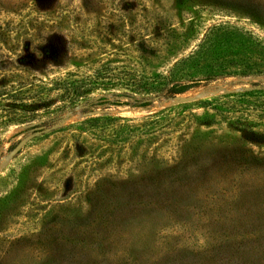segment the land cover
<instances>
[{
  "label": "rangeland",
  "instance_id": "rangeland-1",
  "mask_svg": "<svg viewBox=\"0 0 264 264\" xmlns=\"http://www.w3.org/2000/svg\"><path fill=\"white\" fill-rule=\"evenodd\" d=\"M218 25L264 41V0H0V68H9L4 79L30 85L27 103L36 110L35 122L58 115L54 128L103 113L139 119L183 101L264 91V74L218 76L174 99L140 107L109 105L112 91L93 89L88 97L96 105L80 104L71 112L59 110L61 92L49 89L54 80L71 73L92 77L107 61L125 79L136 69L149 77L161 73L192 53ZM101 94L109 101L100 102ZM248 98L252 105L239 108V132L226 122L215 124L211 128L221 138L198 139L202 152L179 169L181 177L153 188H146L142 164L112 154L94 131L72 125L41 133L31 129L35 122L7 123L11 115L3 117L0 111V264H126L122 254L129 249L164 251L161 264H218L204 259V249L216 248L217 241L232 246L225 236H234L235 243L244 231L264 224V92ZM84 108L89 111L82 112ZM206 130L196 126L193 132ZM75 142L85 147L87 157L76 156ZM234 149L239 167L224 163L221 175L210 174L208 167L217 158L213 154L220 151L225 157ZM99 177H104L107 199L125 206L124 214L115 212L122 220L130 217L136 201L161 198L170 220L158 224L167 231H155L144 241L135 238L133 244L128 236L116 243L109 239L97 254H88L83 229L100 205L89 201L86 210L84 193L91 187L86 184ZM152 214L164 216L158 210ZM48 241L56 258L48 256ZM174 249L177 260L165 261ZM248 256L257 260L252 251Z\"/></svg>",
  "mask_w": 264,
  "mask_h": 264
},
{
  "label": "trees",
  "instance_id": "trees-1",
  "mask_svg": "<svg viewBox=\"0 0 264 264\" xmlns=\"http://www.w3.org/2000/svg\"><path fill=\"white\" fill-rule=\"evenodd\" d=\"M116 70L115 67H112L111 61H107L94 71L92 77H80L76 73H71L64 78L54 80L49 89L61 92L64 104L59 110L73 112L80 104H89L91 107L96 105L93 99L88 97L93 89L112 91L110 102L107 103L109 105L146 107L152 105L156 100L173 99L177 95H182L198 87L202 82L214 81L218 76L264 74V41L250 34L238 33L236 30L228 32L225 27L218 25L208 32L203 43L198 45L192 53L180 58L161 73L153 72L149 77L136 69L132 70L133 74H129L132 77L125 79ZM7 71H9L8 66L0 68L1 116L9 117L11 115L6 120L7 123L31 124L37 119L34 117L36 110H33L27 103V99H30L27 94L30 85L26 86L21 81L4 79ZM263 92L258 89L250 92L236 91L210 98L183 101L139 119L103 113L88 116L80 122L58 128H54L52 125L58 115H53L41 119L40 122H35L31 129L43 133L48 128L50 134L62 131L72 125L82 132L92 130L101 142L109 145L107 149L112 154L116 153L118 156L123 154L127 163L136 161V163L142 164L144 180H147L146 188L160 187L161 182H174L180 178L182 173L179 172V169L185 166V162L194 161L199 153L201 154L202 145L197 142L198 139L211 136L221 138L222 134H217V131L211 128L212 126L226 122L228 127L239 132L243 126L242 120L238 116L239 108L247 104L251 106L250 102L253 100L250 101L248 97L252 99L253 96ZM99 101L109 100L105 94H101ZM196 109H203V112L197 113ZM87 111L89 110L85 108L82 110L84 113ZM26 118H29L28 122H25ZM196 126L205 127L207 130L200 134L194 133L193 129ZM189 128L192 130L188 133ZM249 132L252 136L255 135L253 130ZM69 146L68 144V149H71ZM72 148L76 151L77 157H87V151L82 144L75 142ZM213 155L217 158L208 167L212 172L210 174L221 175L224 163L227 166L231 163L239 167L236 149L225 157L220 151ZM104 183V177H99L92 185L86 184L91 187L87 188L84 193L87 203L85 209L88 210L91 206L92 203L89 201H97L100 205L95 215L90 216L83 229L82 243L88 254H97L103 246V242L109 239H113L116 243V240L124 238L122 236H128L130 243L133 244L135 238L144 241L155 231L157 234L167 231L166 227L158 224L162 219L170 220L169 214L166 216L164 214L167 208L161 198L155 200L145 198L136 201V206L128 211L130 217L122 220V215L115 212L121 209L124 214L125 206L122 207L117 202L107 199L108 192H103ZM232 184L234 188H238L235 180ZM92 186L95 187V190H92ZM222 190L223 193H228V189L223 188ZM218 208H220V204ZM155 210L163 211L164 216L152 214ZM91 213L92 209L84 213L85 217ZM129 223L130 226H125ZM256 226L255 230L244 231L240 240L235 243L234 236H225L226 241L233 240L232 246L226 242L217 241L216 248L212 245L210 249L208 248L209 251L204 249V259L209 263L217 262L218 264H264V224L258 223ZM128 227L131 228L127 230ZM50 245L51 243L48 241V256L56 258L57 255ZM229 247L233 248L235 252H231V249L225 251ZM221 249L224 251L222 250L221 257L217 259L216 254ZM173 251H177V249L172 250L171 257L169 256L165 261L177 260V255ZM250 251L253 252L257 260L249 258ZM165 255L164 251H157V249L155 252L148 250V252L141 251L140 253L129 249L122 254V259L126 258V264H161L164 261L163 258L166 259Z\"/></svg>",
  "mask_w": 264,
  "mask_h": 264
},
{
  "label": "water",
  "instance_id": "water-1",
  "mask_svg": "<svg viewBox=\"0 0 264 264\" xmlns=\"http://www.w3.org/2000/svg\"><path fill=\"white\" fill-rule=\"evenodd\" d=\"M174 99V98H173Z\"/></svg>",
  "mask_w": 264,
  "mask_h": 264
}]
</instances>
